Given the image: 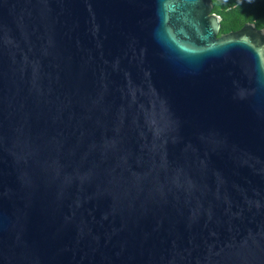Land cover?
<instances>
[{"label": "water", "instance_id": "obj_1", "mask_svg": "<svg viewBox=\"0 0 264 264\" xmlns=\"http://www.w3.org/2000/svg\"><path fill=\"white\" fill-rule=\"evenodd\" d=\"M219 0H0V264H264V29Z\"/></svg>", "mask_w": 264, "mask_h": 264}, {"label": "trees", "instance_id": "obj_2", "mask_svg": "<svg viewBox=\"0 0 264 264\" xmlns=\"http://www.w3.org/2000/svg\"><path fill=\"white\" fill-rule=\"evenodd\" d=\"M212 12L221 17L219 35L236 31L245 23L264 29V0L213 1Z\"/></svg>", "mask_w": 264, "mask_h": 264}]
</instances>
